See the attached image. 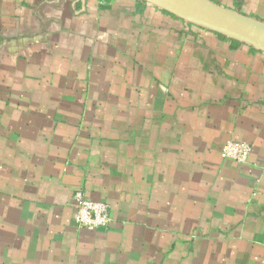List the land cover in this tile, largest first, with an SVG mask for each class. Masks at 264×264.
Listing matches in <instances>:
<instances>
[{"label":"crops","instance_id":"0c3cea01","mask_svg":"<svg viewBox=\"0 0 264 264\" xmlns=\"http://www.w3.org/2000/svg\"><path fill=\"white\" fill-rule=\"evenodd\" d=\"M141 1L0 0V264L261 263L264 52Z\"/></svg>","mask_w":264,"mask_h":264},{"label":"water","instance_id":"95a60500","mask_svg":"<svg viewBox=\"0 0 264 264\" xmlns=\"http://www.w3.org/2000/svg\"><path fill=\"white\" fill-rule=\"evenodd\" d=\"M187 23L216 32L264 52V20L212 0H142Z\"/></svg>","mask_w":264,"mask_h":264},{"label":"built area","instance_id":"2783aa9c","mask_svg":"<svg viewBox=\"0 0 264 264\" xmlns=\"http://www.w3.org/2000/svg\"><path fill=\"white\" fill-rule=\"evenodd\" d=\"M253 149L254 145L250 141L229 140L223 144L221 154L238 163H247ZM74 202L77 209L75 220L81 228L97 230L108 227L111 223V211L107 202L91 199L82 189L75 192ZM260 264H264V255Z\"/></svg>","mask_w":264,"mask_h":264},{"label":"trees","instance_id":"16d2710c","mask_svg":"<svg viewBox=\"0 0 264 264\" xmlns=\"http://www.w3.org/2000/svg\"><path fill=\"white\" fill-rule=\"evenodd\" d=\"M141 3H142V4H145V2H144V1H141Z\"/></svg>","mask_w":264,"mask_h":264}]
</instances>
